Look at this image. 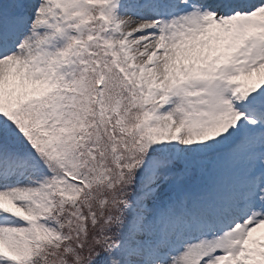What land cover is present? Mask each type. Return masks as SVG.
I'll return each instance as SVG.
<instances>
[{
	"label": "snow or ice",
	"instance_id": "obj_1",
	"mask_svg": "<svg viewBox=\"0 0 264 264\" xmlns=\"http://www.w3.org/2000/svg\"><path fill=\"white\" fill-rule=\"evenodd\" d=\"M0 264H264V0H0Z\"/></svg>",
	"mask_w": 264,
	"mask_h": 264
}]
</instances>
